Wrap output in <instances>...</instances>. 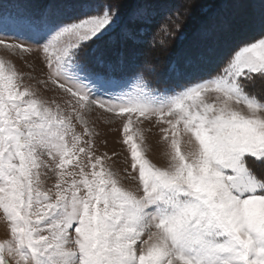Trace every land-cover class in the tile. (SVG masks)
Here are the masks:
<instances>
[{
	"label": "snow or ice",
	"instance_id": "6c2138e0",
	"mask_svg": "<svg viewBox=\"0 0 264 264\" xmlns=\"http://www.w3.org/2000/svg\"><path fill=\"white\" fill-rule=\"evenodd\" d=\"M25 7L16 23L36 47L0 29V48L42 52L47 75L37 83L63 95L46 98L0 57V213L11 237L0 241V264H264V0L248 14L249 38L214 74L172 94L107 98L82 60L121 27L120 6ZM191 10L192 0H174L153 29L134 7L122 38L167 48ZM97 120L122 122L123 172L135 187L97 154ZM144 122L158 129L165 166L148 156Z\"/></svg>",
	"mask_w": 264,
	"mask_h": 264
},
{
	"label": "rangeland",
	"instance_id": "374dc122",
	"mask_svg": "<svg viewBox=\"0 0 264 264\" xmlns=\"http://www.w3.org/2000/svg\"><path fill=\"white\" fill-rule=\"evenodd\" d=\"M42 2L45 0H0V29L9 37H18L14 42L24 41L36 47L34 41L38 37L23 29L16 20L20 13L28 10L26 5ZM92 2L119 5L121 12L124 13L121 27L94 45L82 60L91 77L97 84L103 86L105 98L108 95L119 97L133 94L138 88H146L154 94H172L194 80L209 77L215 73L231 48L249 38L250 30L246 25L248 14L253 11L259 12L261 7V0H192L191 16L184 23L183 33L177 32L168 41L167 48L157 46L150 49L146 45L139 46L123 40L122 31L128 23L126 13L134 7H143L149 16V26L154 28L155 23L169 13L174 6V0H92ZM237 3L251 7L228 6ZM210 20L213 22L212 27L205 28ZM40 43H44V40H40ZM154 54L157 56L154 57ZM0 57L12 61L21 73L26 74L25 83L40 88L41 94L46 98H59L63 95L59 90H53L52 85L45 91L43 86L37 83L47 75V69L42 64V52L11 53L0 48ZM99 57H103V63L98 62ZM28 74L35 79H27ZM96 123L102 133L97 139V154L108 153L111 159L106 163L120 172L125 186L135 187L137 182L125 179L123 172L125 168L129 171L131 169L129 151L122 143L119 130L122 122L110 124L97 120ZM140 127L148 129L152 126L144 122ZM145 136L151 148L149 158L157 166H165L166 159L162 155L163 145L160 143L158 129L152 127L150 132H145ZM113 153L116 155L113 156ZM53 183L54 177L47 181L48 186ZM10 238L6 222L0 213V241Z\"/></svg>",
	"mask_w": 264,
	"mask_h": 264
},
{
	"label": "trees",
	"instance_id": "16d2710c",
	"mask_svg": "<svg viewBox=\"0 0 264 264\" xmlns=\"http://www.w3.org/2000/svg\"><path fill=\"white\" fill-rule=\"evenodd\" d=\"M154 29V28H153ZM157 56V54H154V57H156Z\"/></svg>",
	"mask_w": 264,
	"mask_h": 264
}]
</instances>
